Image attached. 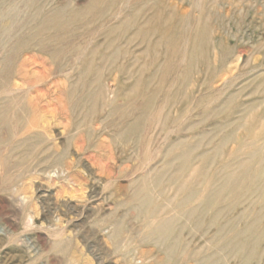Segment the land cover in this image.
I'll use <instances>...</instances> for the list:
<instances>
[{"label":"bare ground","instance_id":"6f19581e","mask_svg":"<svg viewBox=\"0 0 264 264\" xmlns=\"http://www.w3.org/2000/svg\"><path fill=\"white\" fill-rule=\"evenodd\" d=\"M53 2L54 0H0V9L5 8L8 14H18L21 11L20 14L25 18L22 28L12 33L9 30L0 32L3 33L0 36L3 38L1 42L9 38V43L0 45L10 46L0 51V171L6 174L11 163L20 164L28 159H37L39 165L50 164L49 166L64 169L57 172L58 176L65 170L69 173L74 162L76 163L74 159L72 163L68 161L72 153L71 147L76 146L78 150L92 147V127L82 126L86 125L90 117L105 112L107 122L103 130L112 132L111 139L109 144L101 142L98 147L102 145L104 149H109L105 152L107 155L114 157L112 145L125 144V141L136 136L140 137L141 148L140 151L136 150L140 152V156L135 152L134 158L140 160L141 167L155 162L163 155L162 169L156 171L155 167L147 168L132 182V186H137L129 200V204L133 202L130 209L138 212L137 219L144 223L146 233L143 231L142 243L159 246V251H163L160 264H165L167 260L180 264L179 261L189 259H194L195 264H226L231 259L248 264L259 257L262 254L260 245L264 242V225L261 223L264 218V98L262 101L249 103L238 119H233L237 111V106L233 105L244 96L243 92L232 90L235 81L231 78L234 77L224 82L222 88L212 90L199 100L186 92L188 86L195 85L191 75L196 71L198 58H203L207 72L212 68L218 71L233 58L235 48L229 46L224 38H212V23L204 15L192 17V20L190 16L179 13L172 2L161 5L162 0H143L140 5L139 0H129V3L125 0H67L63 3L56 2L45 12V8ZM120 3L125 7L118 8L116 15H110ZM133 3L138 5L129 10L128 7ZM160 7L170 9L169 13L164 15ZM148 11L154 13L141 23ZM90 15L92 18L88 19ZM159 21H162L160 26L156 25ZM97 24L100 26H96ZM137 27L136 32L130 34V30ZM21 29L27 32L23 33ZM143 33L147 36L151 33L159 35L155 46L166 45L172 50V56L179 52L178 48L185 47L182 63H186V66L173 88L177 84L179 86L173 94L170 91L158 105L154 101L159 89L150 92L149 80L140 78V75L130 88L122 85L109 88L103 82L104 71L120 59L128 60V64L120 66L123 71L140 67V59L149 54L148 50L130 54L122 44H116L126 38L128 46L140 38V35H145ZM29 49L43 54L38 59L44 70H48L47 76L41 70L32 72L31 65L34 62L21 57V53ZM246 52L247 48H238L237 58L240 60ZM131 57L134 60L132 62ZM247 64L250 65V62L247 61ZM158 70H162L161 66ZM61 71H66L64 77L48 82L50 75ZM92 74L93 80L86 83V78ZM138 74L140 68L136 75ZM14 76L22 78L21 83L16 79L13 81ZM132 77L135 78V74ZM248 88L254 89L246 97L256 94L264 96V71L245 78L243 90ZM120 92L128 100L127 104L119 102V97L122 96ZM181 98L187 99L189 104L174 120V124L190 111L192 103L196 101L201 105L205 100H210L209 106L214 107L208 106L209 108L199 113L197 117L200 121L191 122L186 128L176 131L174 125L171 127L172 117L165 109L167 104H176ZM221 101L223 103L219 106ZM260 105L263 106L261 113L259 110L255 111ZM222 114H227L228 119L214 125L210 132H202L195 137L183 135L196 131L209 118ZM63 120L68 123L61 132V136L66 139L65 146L60 150L55 142L59 139L57 136L60 132L54 137L51 132H55ZM152 126L157 129L160 127L159 131H166L165 146L155 149L153 135H149ZM233 126L235 129H232ZM236 128L237 131L244 128L246 137L241 140L237 150L235 147L230 150L229 160L212 174L208 163L211 158L207 157L205 151L201 152L207 146L206 137L209 134L215 137L227 131L223 140L213 146L221 152L238 137ZM174 132H178V141L171 140L170 134ZM22 147H25V151L20 154ZM179 149L183 153L176 155ZM198 151L201 153L192 162V157ZM105 167H109V164ZM175 167L176 171L173 172ZM187 168L190 170L188 174ZM197 182L202 187L201 190L195 188ZM125 186L119 183V190L125 189ZM150 186L154 189H150ZM155 190L159 191V197ZM256 194L259 196L254 199ZM248 202H252L253 211L245 210L237 218L225 216V224L220 225L219 218L225 212L233 213L238 205ZM257 205L261 209L255 212ZM208 213L212 215L210 225L217 227L215 236L207 241L208 245L212 244V248L209 251H191L182 233L192 225L194 228L200 227L203 216ZM242 221H246L245 227L237 232ZM123 225L122 220L112 224L109 235L111 240L117 243L122 241ZM210 250L213 251L207 253Z\"/></svg>","mask_w":264,"mask_h":264},{"label":"rangeland","instance_id":"374dc122","mask_svg":"<svg viewBox=\"0 0 264 264\" xmlns=\"http://www.w3.org/2000/svg\"><path fill=\"white\" fill-rule=\"evenodd\" d=\"M63 1L67 0H54L51 5L45 8V12L50 10L56 2L63 3ZM125 1L129 3V0ZM142 1L139 0L140 5ZM168 2L174 3L179 13L186 14L191 19L192 17L196 18L197 16L198 18L199 15H204L208 18V22L212 23V38H224L227 44L236 50L229 63L218 71L212 68L207 72L203 58H198L195 65L196 71L191 75L195 85L188 86L186 92L191 97L194 96L195 100H199L212 90L222 88L224 82L234 77V79L231 78L235 81V87H232V90L235 92L241 91L244 96L233 105L237 106L233 119H238L249 103L262 101L264 96L261 94L246 97L254 88L243 90V87L245 78H251L264 71V0H162L161 5H167ZM78 4L82 5V3ZM134 5L138 4H130L128 9H131ZM123 7H125L123 3H120L117 8H114L115 10L113 9L110 12V15H114V13L116 15L118 12L116 10ZM160 8L164 15H167L170 11L165 7ZM152 12H146V16L141 19V23L147 21L148 16L150 17L154 13ZM20 13L21 11L18 14H15V12L8 14L5 8H1L0 32L9 30L12 33L22 28V21L25 18ZM91 18L92 15L88 16V19ZM104 21L105 19L102 20V22ZM156 25H162V21H159ZM96 26L100 25L97 24ZM25 29L20 31L24 33ZM137 29L138 27L132 28L130 34H134ZM2 35L3 33H0V36ZM152 35L153 33L148 36L146 34L140 35V38L128 44V46H126L128 43L125 40L126 38L116 44H122L121 46L126 47L130 54L142 53L146 50L149 54L147 53L146 56L140 59V67L136 66V69L133 70H121L120 66L128 64V60L123 61L120 59L115 65H111L107 71H104L103 82L109 88H117L120 85L124 88H130L140 75V78L149 80L148 88L150 92L159 89L157 98L154 101V104L158 105L170 91L173 94L179 86L177 84L173 88L186 66V63H182L185 47L178 48L179 52L172 56V50H169L166 45L155 46L159 35ZM129 37L128 35L127 38ZM2 39L0 37V44L9 43L7 42L8 37L1 42ZM4 47L8 49L10 46L0 45V51L4 50ZM238 48H247V52L240 60L237 58ZM39 55L43 54L34 49L25 50L21 53V57L34 62L31 65L32 72L35 73L41 70L43 75L47 76L48 70L46 68L44 70L41 66L40 59H38ZM132 58L131 62L134 61ZM247 61L250 62V65L247 64ZM160 66L162 70H158ZM256 67L257 69H255ZM139 68L140 74L136 75ZM65 74L66 71H61L59 74L50 75L48 82L57 81ZM134 74L135 78L132 77ZM93 78V74L89 75L86 78V83L91 82ZM15 79L17 81L22 80L18 76H14L12 80ZM120 93L122 96L119 97V102L127 104L128 100L122 92ZM210 103V100H205L201 105L198 101L192 103L193 106L190 111L181 117L177 124H174V120L187 108L189 101L181 98L176 104H167L165 110L172 117L171 127L174 125V129L177 131L179 128H186L191 122L200 121L197 115L206 110ZM222 103L223 101L219 103V106ZM212 106L214 107V105L209 107ZM263 106L260 105L255 111L259 110V113H261ZM105 117V112L99 116L94 115L87 119L85 126H82L84 128L92 127L90 138L92 147H87L85 150H78L76 146L71 147L72 153H70L68 161L72 163V159H74L76 163L74 162L69 173L65 170L64 173L58 176L57 172L64 169L60 166H49L50 164L39 165L37 159L35 161L28 159L20 164L11 163L6 174L0 171V264H160V259L164 256L163 251H159V246L142 243V236L144 232L146 233L145 228H143L144 223L137 219L138 212L130 209L133 202L131 201V204H129V200L137 186V184L132 186V182L137 180L147 168L155 167L156 171L162 169L163 155L155 162L152 161L149 165L146 164L141 167L140 160L134 158L136 150L140 151L141 148L140 137L137 136L128 139L125 144L112 145L111 151L115 155L114 157L107 155L105 152L109 149H104L105 147H102V145L98 147L101 142L109 144L111 139L110 134L112 132L109 133V130L104 132L103 130L104 124L107 122H105ZM227 119V114L211 117L208 121L206 120L207 122H203L198 126L196 131H189L183 133V135L195 137L196 134L210 132L214 125ZM63 121L58 125L55 132H51L53 137L60 132L57 136L59 139L55 141L60 150L65 146L64 141L66 139L63 135L61 136V132L65 130V125L68 123L66 120ZM159 129L160 127L157 129L152 126L149 133L150 136L153 135L155 149L166 144L167 133L166 131H159ZM232 129H235V126ZM245 131L244 128H240L237 131L238 137L235 141L228 143L221 152L213 146L218 145L223 140L227 131L215 137L213 134L206 137L205 143L207 146L203 147L201 152L205 151L207 157L211 158L208 163L212 174L216 173L229 160L228 155L232 148L235 147V150L239 148L242 143L241 140L246 137ZM177 133L170 134L171 140L178 141ZM24 148L20 149V154L25 151ZM201 152L198 151L194 154L192 162L196 160ZM136 153H139L140 156V152ZM182 153L183 150L179 149L175 154L181 155ZM107 164H109V167L106 168ZM191 168L190 166L189 169L191 170ZM189 169L187 168L186 174H188V171L190 172ZM172 171H176V167ZM119 183L125 184V189L119 190ZM150 184L148 183V185ZM151 188L154 189L153 186H150ZM195 188L202 189L198 182L195 184ZM158 192L155 190L157 197H159ZM258 196L259 194H256L253 197L257 199ZM170 208H168V211H170ZM253 208L252 202L238 205L233 213L227 214L225 212L219 218L220 225L225 224L226 218H237L245 210L253 211ZM260 209L261 206L257 205L255 212L260 211ZM225 216L227 217L224 220ZM117 220H122L124 224L120 243L111 240L109 237L112 224ZM201 221L203 224L200 227L194 228L195 226L192 225L182 233V237L186 240L185 243L189 244L191 251L199 249L209 251L212 248V244L208 245L207 241L215 236L217 227L210 225L212 221L210 213L204 215ZM241 223L236 229L237 232L240 228L245 227L246 221ZM261 223L264 225V218ZM260 249L262 254L248 264H264V242L261 243ZM211 251L213 250L207 253H211ZM179 262H181L180 264H195L194 259ZM165 264L174 263L172 260H167ZM226 264L243 263L238 259H231Z\"/></svg>","mask_w":264,"mask_h":264}]
</instances>
